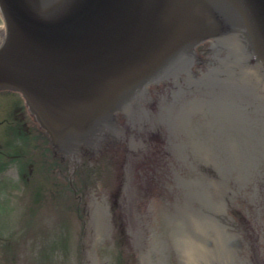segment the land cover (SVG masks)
I'll list each match as a JSON object with an SVG mask.
<instances>
[{"label": "water", "instance_id": "water-1", "mask_svg": "<svg viewBox=\"0 0 264 264\" xmlns=\"http://www.w3.org/2000/svg\"><path fill=\"white\" fill-rule=\"evenodd\" d=\"M0 13V264H264V0Z\"/></svg>", "mask_w": 264, "mask_h": 264}, {"label": "flooded vegetation", "instance_id": "flooded-vegetation-1", "mask_svg": "<svg viewBox=\"0 0 264 264\" xmlns=\"http://www.w3.org/2000/svg\"><path fill=\"white\" fill-rule=\"evenodd\" d=\"M5 104L2 103L4 107H7L9 110V116L13 114V116H20L21 122L25 124L26 133H32L34 132L35 128L34 126L27 127L26 116L27 112L25 111L27 108L25 107V104L22 99H20L18 96H12L9 98V100H4ZM3 116H8L5 113ZM34 135V134H33Z\"/></svg>", "mask_w": 264, "mask_h": 264}]
</instances>
